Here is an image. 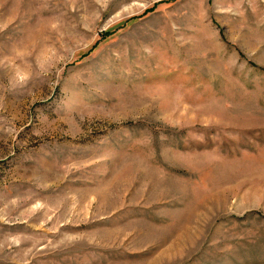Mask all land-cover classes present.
<instances>
[{"label":"rangeland","instance_id":"rangeland-1","mask_svg":"<svg viewBox=\"0 0 264 264\" xmlns=\"http://www.w3.org/2000/svg\"><path fill=\"white\" fill-rule=\"evenodd\" d=\"M0 264H264V0H0Z\"/></svg>","mask_w":264,"mask_h":264}]
</instances>
